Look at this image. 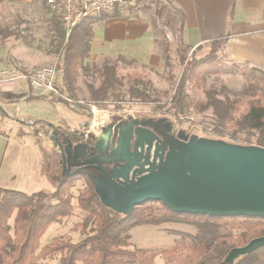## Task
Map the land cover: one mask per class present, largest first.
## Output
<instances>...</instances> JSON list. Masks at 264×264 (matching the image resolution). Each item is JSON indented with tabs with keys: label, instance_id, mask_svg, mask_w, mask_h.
<instances>
[{
	"label": "trees",
	"instance_id": "1",
	"mask_svg": "<svg viewBox=\"0 0 264 264\" xmlns=\"http://www.w3.org/2000/svg\"><path fill=\"white\" fill-rule=\"evenodd\" d=\"M44 7L48 11L46 4ZM124 14L114 12L85 19L67 39L59 20L51 17L50 29L56 33L58 84L64 93L79 98L78 78L81 70L88 68L86 61L93 45V24ZM173 21L171 18L168 24ZM8 37L24 38V30L0 24V38ZM226 40L227 36L211 40L210 50L205 56H181L184 67L171 96V107L166 111L182 124L181 118L190 108L189 83L204 85L207 77L212 75L241 74L245 82L234 96L229 94V88L224 84L205 88L206 98L198 101L196 108L198 111L211 109L215 137L237 144L264 147V69L220 58L219 51ZM162 51L165 69L169 71L172 62L168 47ZM123 61L132 59L123 57ZM92 68L100 75V80L98 84H88V100L103 107L113 104L115 111L122 110L130 100H137L140 104L155 103L158 110L164 109L160 98L154 95L157 91L154 82L144 73L122 75L117 63L110 61L94 63ZM169 77H173L171 72ZM250 82L255 86H250ZM125 83L130 84L127 92L119 89ZM84 112L88 113L87 110ZM112 118L114 121L121 116L114 113ZM186 134H190L188 130ZM59 175L58 185L50 193L39 191L27 194L0 188V264H35L52 258H57L58 264H155L158 255L163 260L161 264H228L225 258L232 248L264 236V217L261 216L178 213L158 200L136 205L129 214L120 213L101 201L93 182L97 174H86L82 170L71 176ZM82 178L86 188L79 192L77 206L83 217L74 229L80 230L83 237L76 241L67 236L54 237L41 245V238L51 224L61 223L74 214L71 189ZM13 216L14 224L11 225ZM168 222L190 224L196 232L191 240L183 236L175 245L162 248L157 253L131 246V230L134 227ZM231 264H264V246L240 255Z\"/></svg>",
	"mask_w": 264,
	"mask_h": 264
},
{
	"label": "rangeland",
	"instance_id": "2",
	"mask_svg": "<svg viewBox=\"0 0 264 264\" xmlns=\"http://www.w3.org/2000/svg\"><path fill=\"white\" fill-rule=\"evenodd\" d=\"M33 4L34 6L32 5L31 8L29 7L27 10L20 13V15H17V17H12L6 22V25L12 28L18 27L21 30L22 28H25V37L21 39H16L15 37H8L6 39L0 38V135H3L0 137V188H14V190L22 191L27 194L39 189L46 190L44 187H47V185L46 183L32 182L30 179V173L32 172L29 171L30 167L34 164L35 158L31 159V162L29 163V157H33V155H35L34 157H38L37 153H40L39 145L34 141L33 136L31 135L27 137H19L16 136V134L22 136L25 132L35 133L36 129L41 127L45 128V126H47L43 123L36 122L37 119L33 118L54 119L62 116L63 119L70 120L67 122V125L70 126L81 116L89 117V114L84 111L70 109L66 103L58 98L51 97L47 94H37L27 80L12 78L13 76L4 78L1 75V71L4 69H9L10 72L13 73L12 75H16L18 73H24V70L29 71L58 61V54L56 53V47L54 44L56 33L50 29L51 18L44 7L45 2L44 0H33ZM178 9L173 2H169L168 0H145L143 5L137 10L127 12L120 17H113L111 20L109 19V21H107L111 22L114 18H124L127 23L131 20L138 19L143 21V23L150 24V27L153 28L156 40V53L158 52L162 58V50L164 47H168V53L172 62L169 71L165 69L163 58L159 67L149 66L146 63L139 62L133 58H131L133 59L132 61L124 62L123 57L125 56L123 54H119L115 49L106 50L101 45L103 41L97 40L95 47L92 46L94 50H91V54L86 61L88 68L82 69L79 75L78 97L89 99L88 84L99 83L100 75L92 68L94 63L101 64L104 61L115 62L122 75L134 72L144 73L149 77L154 82L157 89L154 95H157L161 100V104L165 106L164 109L160 111L155 103L140 104L137 100H130L129 102H126L120 111H115L113 104L111 105V109L117 115L125 113L128 114V116L139 118L153 117L156 119H159L161 116H166L168 118L166 119L167 121L171 120L173 122L174 130L177 132L180 130H188L190 135L195 134L211 139H220L215 137L212 133L213 114L211 109L198 111L196 104L198 101L205 100V88L219 87L222 84L226 85L229 88V94L234 96V94L240 91L245 82V78L241 74L229 73L212 75L207 77L204 85L189 83L187 93L190 108L182 116V124L175 120V118L166 111L171 107V96L174 93L176 82L181 76L184 67V60H182L181 56L186 55L189 57L193 54L197 57H202L210 50V43L201 45L194 52L193 50L196 47L187 48L185 46L186 44L183 41V33L181 30V16ZM160 10L163 11L160 13ZM171 18H173L174 21L171 22V24H168V20ZM102 23H94L93 26L98 24L102 26ZM97 31L98 33H104L105 27H98ZM219 57L225 60L221 51H219ZM170 72L173 74V77H169ZM249 84L252 87L255 86L253 82H250ZM129 85V83H125L123 86L119 87V89L127 92ZM41 98H44V100ZM57 100L61 101V103H54L55 105L51 103V101L57 102ZM7 113H10L11 115H7ZM84 119L85 121H83L86 122L87 118L84 117ZM76 124L77 123H75V125ZM82 126L84 125L81 124L78 126L77 124V126L73 128L81 129V131H83ZM25 127L28 129L27 131L24 130ZM66 129H70V127H66ZM39 135L43 139L42 142L44 143V148L47 149L45 155L48 157L49 162L54 164V167L52 168L54 170H61L60 166L57 164V159H55V150L50 149V147H53L52 143L49 140L47 141V138L42 134ZM6 136L8 137L4 139ZM223 140L233 143L228 139ZM22 142H26V145L20 146V143ZM49 143L51 144L50 147L48 146ZM42 158L43 157L38 159L39 163L36 164V169L38 173L43 175L44 168ZM59 179L60 177H58V179H53V181L56 182ZM82 180L84 179L82 178ZM85 188L86 182L80 183L79 181H76L71 189L74 198H76L79 192ZM75 201L76 199H73V203L77 209H75V215L78 219L73 218V221H75L76 224L83 216L78 214L81 209L77 206V201ZM13 224L14 222H11V225ZM186 224L187 223L182 224L177 222L163 223L161 225V233H156V228H143L151 229L148 235L149 240L159 242L155 243L156 245H146L150 246L146 248L157 253L162 248L175 245L176 241L183 236L186 237L188 241L191 240L193 237L192 234H194L196 230L192 225L190 226L189 224ZM62 227L63 229L53 235V237L67 236L73 241L83 237L80 230L78 232V230H75L72 227L65 230L67 227L66 224L62 225ZM62 230L66 233L64 234ZM132 238V247H139L138 244H143L135 239L134 232ZM162 238L165 240L160 241ZM161 263H163V260L158 255L155 264Z\"/></svg>",
	"mask_w": 264,
	"mask_h": 264
},
{
	"label": "water",
	"instance_id": "3",
	"mask_svg": "<svg viewBox=\"0 0 264 264\" xmlns=\"http://www.w3.org/2000/svg\"><path fill=\"white\" fill-rule=\"evenodd\" d=\"M166 119L129 116L115 132L108 124L86 140L81 129L37 120L47 126L35 133L52 143L48 146L67 175L98 169L95 190L105 205L120 213L158 200L178 213L264 217V147L177 132ZM109 142L108 155H100ZM261 246L264 236L234 247L225 263Z\"/></svg>",
	"mask_w": 264,
	"mask_h": 264
},
{
	"label": "crops",
	"instance_id": "4",
	"mask_svg": "<svg viewBox=\"0 0 264 264\" xmlns=\"http://www.w3.org/2000/svg\"><path fill=\"white\" fill-rule=\"evenodd\" d=\"M172 1L177 9L179 8L178 11L181 17L183 14V17L181 18V28L184 39L183 41L186 45L192 48L198 47L205 43H210V41L215 38L223 37L226 35V44L221 50V54L225 60H227L228 62H246L252 66L264 69V0ZM32 5L34 6L33 0H0V24L6 25V22H8L10 18L17 17V15H20V13L27 10L29 7L31 8ZM109 19L111 20L112 18ZM109 19L102 21V26L100 24L94 26L95 33L93 36V47H95V43L97 42V40H100L103 41L101 45L106 50L115 49L119 54H123L126 58H133L135 60H138L139 62H144L149 66L159 67L161 65L162 58L158 52L156 53V40L154 37L153 28L150 27V24L143 23V21L138 19L131 20L127 23L125 21L126 19L124 18H114L111 22H107L109 21ZM98 27H105L104 33H98ZM22 29L25 32V28ZM92 50H94V48H92ZM41 99L44 100V98ZM51 103L55 105L54 103L59 104L61 103V101H51ZM3 112L5 113L4 110ZM8 114L10 113H7V115ZM84 117L87 118L86 116H81L76 119L75 123H77L78 126H80L81 124L84 125ZM33 119L48 120L56 124L62 123L64 127L70 128H75V126H77V124L75 125V123L68 126L67 122L70 120L63 119L62 116L54 119ZM24 130L27 131L28 129H26L25 127ZM29 135L33 136V139L39 145L40 150V155L37 153L38 157H34L35 155H33V157H29V163L31 162V159L35 158L34 164L30 167L29 171L32 172L30 173V179L32 180V182L35 181L36 183H46L47 185V187H44L46 188V190L39 189L33 191L32 193L39 191L50 193L54 191V189L58 185V181L55 182L53 181V179H58V177H60V175L58 176V174H60V170H54L52 168L54 167V164H51L48 157L45 155L47 149L44 148V143L42 142L43 139L42 137H40V135L30 132H25V134H23L22 136L16 134V136L19 137H27ZM1 136L3 135H0V137ZM7 137L8 136H6L4 139H6ZM22 143H20V146L26 145V142ZM41 157H43V175L38 173L36 169V164L39 163L38 159H40ZM77 181H79L80 183H85V181L82 179H78ZM73 199H76L77 201V197H73ZM76 210H74V214L72 216L66 218L63 222L51 224L41 238V245L50 242L52 238H54L53 235L63 229L62 225H67L65 230L70 227L74 228L75 221H73V218L78 219V217L75 215ZM78 214L80 216H83L81 211H79ZM14 217L15 216L11 217L10 223L14 222ZM161 225L162 224H144L134 227L131 230V243L133 239L132 234L134 232L135 239L139 243H143L138 244L140 248H148L150 246L146 245L150 244L156 245L155 243L159 242L149 240L148 238L149 231H151V229L143 228H156V233H161ZM62 231L64 234L66 233L64 232V230ZM163 240L165 239H160V241ZM35 264H58V259L52 258L41 260Z\"/></svg>",
	"mask_w": 264,
	"mask_h": 264
},
{
	"label": "built area",
	"instance_id": "5",
	"mask_svg": "<svg viewBox=\"0 0 264 264\" xmlns=\"http://www.w3.org/2000/svg\"><path fill=\"white\" fill-rule=\"evenodd\" d=\"M143 0H44L51 17L59 20L65 30L66 39L73 29L85 19L102 14L114 12L127 13L131 9L137 10ZM57 62L49 65L37 67L35 69L12 75L9 69L1 71L4 78H21L27 80L37 94H47L60 99L72 110L86 111L87 125L82 126L85 133L84 140L90 135H100L105 127L110 123L112 115L115 113L111 107H103L98 103L85 99H75L64 93L59 84V74ZM121 117L127 119L128 114L121 113ZM66 128L62 123L58 124ZM118 125V122L116 126ZM74 129L73 127L70 130Z\"/></svg>",
	"mask_w": 264,
	"mask_h": 264
},
{
	"label": "flooded vegetation",
	"instance_id": "6",
	"mask_svg": "<svg viewBox=\"0 0 264 264\" xmlns=\"http://www.w3.org/2000/svg\"><path fill=\"white\" fill-rule=\"evenodd\" d=\"M124 121H126V119H124L123 117L117 118L114 121H113V118H111V121H110L109 124H111L113 126V132H115L117 122H118V125H119L120 123H123ZM113 134L114 133H112L111 137H113ZM109 152H110V142H109L108 146L106 147V149L103 152H101L100 155H104V153H105V155H108ZM108 167H110V166L106 165V168H108ZM84 171L86 172V174H97V175L101 174V172L98 169H94V168H87V169H84ZM61 173L62 174H67L64 171L60 170V174Z\"/></svg>",
	"mask_w": 264,
	"mask_h": 264
}]
</instances>
